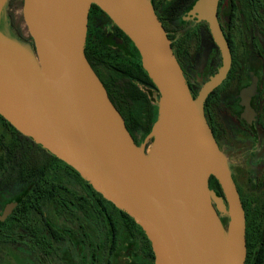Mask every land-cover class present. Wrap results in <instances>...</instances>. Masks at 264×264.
Masks as SVG:
<instances>
[{
    "label": "water",
    "instance_id": "water-1",
    "mask_svg": "<svg viewBox=\"0 0 264 264\" xmlns=\"http://www.w3.org/2000/svg\"><path fill=\"white\" fill-rule=\"evenodd\" d=\"M4 1L0 0V14ZM217 1L197 0L192 14L209 23L222 48L215 20ZM91 6L130 40L156 88L152 96L158 106L156 121L171 148L185 208L145 149L135 143L88 64ZM42 20L52 30L60 59L37 38L36 24ZM22 21L37 63L34 55L0 33V116L130 216L148 238L154 264H245L243 206L203 115V102L223 79L224 69L193 99L148 0H23ZM211 177L226 206L209 188ZM217 213L228 217L222 258Z\"/></svg>",
    "mask_w": 264,
    "mask_h": 264
},
{
    "label": "flooded vegetation",
    "instance_id": "flooded-vegetation-1",
    "mask_svg": "<svg viewBox=\"0 0 264 264\" xmlns=\"http://www.w3.org/2000/svg\"><path fill=\"white\" fill-rule=\"evenodd\" d=\"M148 2L193 99L224 69L223 79L203 102V115L239 194L246 225L248 210L264 206V0L217 1L215 20L222 48L209 23L192 14L197 0ZM13 9L14 0H8L3 10L10 28ZM112 24H105V32L114 39L111 48L123 50L114 44L124 47L125 40ZM139 88L152 96L157 92L143 84ZM131 136L140 145L139 136ZM237 153L245 164L239 168ZM13 163L15 156L0 164V183L5 172L13 171ZM63 173L56 200L43 197L34 202L31 197L22 204L30 195L31 179L20 196L17 185L29 181L17 182L11 176L0 184V264L6 246L16 264H154L151 244L134 220L106 200L97 202L72 173Z\"/></svg>",
    "mask_w": 264,
    "mask_h": 264
},
{
    "label": "trees",
    "instance_id": "trees-1",
    "mask_svg": "<svg viewBox=\"0 0 264 264\" xmlns=\"http://www.w3.org/2000/svg\"><path fill=\"white\" fill-rule=\"evenodd\" d=\"M112 22L95 6H91L88 14V28L85 55L91 69L107 92L108 98L124 119L130 134L139 136V143L147 137L151 126L157 118V105L152 93L140 91L139 85L156 90L155 86L143 70L140 56L130 40L114 25V30L124 38L123 50L111 48L113 36L105 32V24ZM10 25L17 37L23 38L20 28L15 27L12 19ZM26 39H30L27 37ZM0 123L9 132L11 143L7 147L10 154L15 153L18 169L22 175L29 177L33 184L27 199L19 200L22 204L33 197H47L56 200L60 187V175L72 173L87 189L96 196L97 202L107 203L100 194L62 161L58 160L31 139L21 135L1 116ZM47 177L50 182L42 183ZM64 177V176H63ZM209 188L222 195L221 189L214 178L209 180ZM246 221V258L245 264H264V206H255L248 210ZM225 222V219L222 218Z\"/></svg>",
    "mask_w": 264,
    "mask_h": 264
},
{
    "label": "rangeland",
    "instance_id": "rangeland-1",
    "mask_svg": "<svg viewBox=\"0 0 264 264\" xmlns=\"http://www.w3.org/2000/svg\"><path fill=\"white\" fill-rule=\"evenodd\" d=\"M7 1L8 0L4 1V7H5V4L7 3ZM13 16H14L13 22L15 24V27L20 28V30L23 33V38L17 37L16 34L14 33V31L9 27L8 21L6 19V12H4V10H2V13L0 14V33L9 37L10 39H12L16 43H18L26 51H28L29 53H31L32 55L35 56V50H34V46H33L32 41L30 39H26L27 33L25 32L23 21H22V0H14ZM153 128H154V124L151 126V131L153 130ZM152 140L153 139L150 136H147L145 138V140L140 142V146H142L143 149H146L148 147V145L152 142ZM10 143H11V136H10L9 132L0 123V164L2 165L3 161H6L7 159H9V157L15 156V163H13V167L11 168V170H13V171H9L11 173L5 172L6 178L2 179L0 184L3 185V183H5V184L8 183L9 179H11V176H15L16 180H18L17 182H19L20 180L29 181L28 184L23 185V187L21 184L17 185L18 191H17L16 195L20 196L22 193H24L27 190L26 186H29L31 184V182H30L31 180L29 177H26V175H22L21 172L19 171L18 164H17V158L18 157L16 156V154L15 153L10 154L8 152L7 147L9 146ZM12 159H13V157H12ZM242 161H243L242 155L237 153L236 154V168H239L240 166L245 165L244 163H242ZM8 170H9V168H8ZM64 183H65L64 184L65 187L69 186L68 183H66V182H64ZM212 191L214 192L215 196L220 198L222 200V203L225 205L223 195H220L215 190H212ZM213 206L216 209L217 206L215 203H213ZM217 215H218V220L220 222L222 232L226 234L228 217L225 213H222V214L217 213ZM222 218L225 219V222L222 221ZM54 220H56L55 217H54ZM2 251H4L2 253V256H1L2 264H16V260L13 257H11V255L9 253L11 251V249L8 246H6L4 248L2 247ZM5 252H6V254H5Z\"/></svg>",
    "mask_w": 264,
    "mask_h": 264
},
{
    "label": "bare ground",
    "instance_id": "bare-ground-1",
    "mask_svg": "<svg viewBox=\"0 0 264 264\" xmlns=\"http://www.w3.org/2000/svg\"><path fill=\"white\" fill-rule=\"evenodd\" d=\"M37 38L41 44L50 50V52L60 59L58 48L52 33L51 28L45 20L36 24ZM34 61L37 59L34 56ZM64 85L61 82L60 88ZM152 142L144 150L146 157L158 168L162 178L170 185L172 191L181 208H185V201L181 190V180L179 172L175 166L172 151L164 134L162 124L158 120L154 123V128L151 133ZM226 234L220 233V258L223 256L225 248Z\"/></svg>",
    "mask_w": 264,
    "mask_h": 264
}]
</instances>
